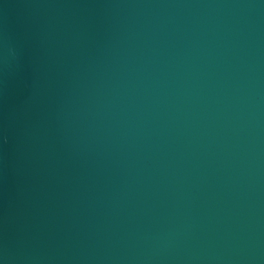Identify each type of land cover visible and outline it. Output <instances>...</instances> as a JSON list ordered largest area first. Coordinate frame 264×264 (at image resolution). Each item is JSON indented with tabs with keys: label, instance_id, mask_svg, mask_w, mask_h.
Instances as JSON below:
<instances>
[{
	"label": "water",
	"instance_id": "95a60500",
	"mask_svg": "<svg viewBox=\"0 0 264 264\" xmlns=\"http://www.w3.org/2000/svg\"><path fill=\"white\" fill-rule=\"evenodd\" d=\"M0 264H264V0H0Z\"/></svg>",
	"mask_w": 264,
	"mask_h": 264
}]
</instances>
